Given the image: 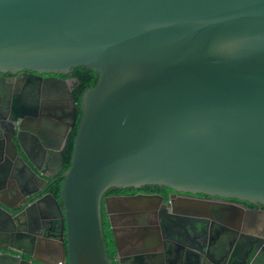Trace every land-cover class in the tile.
Listing matches in <instances>:
<instances>
[{
  "label": "water",
  "instance_id": "1",
  "mask_svg": "<svg viewBox=\"0 0 264 264\" xmlns=\"http://www.w3.org/2000/svg\"><path fill=\"white\" fill-rule=\"evenodd\" d=\"M76 67L99 79L80 97L69 168L61 155L54 174L20 156L43 186L63 178L59 200H41L61 217L58 264H113L101 223L112 188L264 204V0H0L1 74ZM68 95L63 140L78 115ZM137 200L104 201L114 237L112 203ZM5 207L0 198V223L12 227Z\"/></svg>",
  "mask_w": 264,
  "mask_h": 264
},
{
  "label": "flooded vegetation",
  "instance_id": "2",
  "mask_svg": "<svg viewBox=\"0 0 264 264\" xmlns=\"http://www.w3.org/2000/svg\"><path fill=\"white\" fill-rule=\"evenodd\" d=\"M70 74L0 73V188L13 179L17 184L15 200L6 197L11 190L0 193L2 201L11 206L5 207L7 211L17 216L12 227L0 223V240L17 236L22 244L17 260L2 257L16 254L0 243V264L59 263L61 251L52 241L59 240L61 217L52 201H41L57 180L47 178L43 186L23 168L20 156L25 161L28 156L47 172L49 157L61 155L67 141L62 135L71 112L68 94H72L74 79ZM30 119L33 121L28 122ZM10 138L18 156L13 155ZM59 167L58 162L47 173L54 174ZM117 189L116 194L103 195V204L114 197L139 200L132 206L112 203L118 231L116 237L112 234L113 264H264V204L158 186Z\"/></svg>",
  "mask_w": 264,
  "mask_h": 264
},
{
  "label": "trees",
  "instance_id": "3",
  "mask_svg": "<svg viewBox=\"0 0 264 264\" xmlns=\"http://www.w3.org/2000/svg\"><path fill=\"white\" fill-rule=\"evenodd\" d=\"M69 76L74 79L72 95L76 101L78 115H77L75 126L70 131L67 137L66 144L61 152L63 166H64L63 171L69 168L71 157L73 154L74 138L76 136V132L79 127L81 114H82L80 110V97L85 90L96 86L98 79H99L98 73H96L94 70L87 68V67L73 68L71 69V74ZM62 182H63V178L59 176L57 181L54 182L52 186L49 188V193L53 195L57 200H59L60 185L62 184ZM147 188H153V187H147ZM119 190L120 189L112 188L109 191H107L106 194H110V193L116 194L117 192H119ZM101 223H102V233L104 237L106 250H107L110 260L112 261L113 237H112V231L110 228V223L108 221V217L104 210L103 200L101 202Z\"/></svg>",
  "mask_w": 264,
  "mask_h": 264
},
{
  "label": "crops",
  "instance_id": "4",
  "mask_svg": "<svg viewBox=\"0 0 264 264\" xmlns=\"http://www.w3.org/2000/svg\"><path fill=\"white\" fill-rule=\"evenodd\" d=\"M50 159H52V160H55L56 159V157H49ZM46 164H48V166H49V169H48V171L47 172H51V171H54V166L55 165H57L58 164V161H57V159H56V163H49L48 162V160H47V162H46ZM12 171L14 172V169H12ZM1 178V177H0ZM17 178V177H16ZM12 183V184H11ZM0 185H1V183H0ZM8 185H10V187L8 186ZM8 185H6V188H4V189H1L0 188V193H6V194H9V193H11V194H9V195H11V196H6V194H5V196L8 198V199H11V200H15L16 199V194L17 193H15L16 191H15V189L17 188V184H16V180L15 179H13L12 181L11 180H9V182H8ZM11 190V192H9ZM7 192H9V193H7ZM17 236H13V237H11V236H4L3 237V239L2 240H0V243H1V245H3V247H5V244H7L6 245V247L5 248H12V249H14L15 251L16 250H20L19 248H21V246H22V244H21V240L19 239V240H17ZM8 242V243H7ZM9 243H10V246H9ZM7 251V250H6Z\"/></svg>",
  "mask_w": 264,
  "mask_h": 264
}]
</instances>
